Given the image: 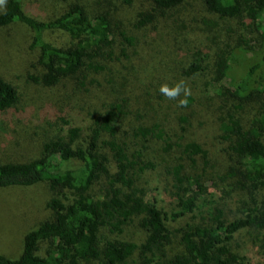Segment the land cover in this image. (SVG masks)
<instances>
[{
	"label": "trees",
	"instance_id": "obj_1",
	"mask_svg": "<svg viewBox=\"0 0 264 264\" xmlns=\"http://www.w3.org/2000/svg\"><path fill=\"white\" fill-rule=\"evenodd\" d=\"M201 1L200 27L193 41L184 38L189 61L177 65L176 82L190 95L169 99L141 88L148 78L150 86L176 85L157 79L173 71L161 63L165 51L155 38L165 45L177 38L174 12L185 0H141L130 29L122 8L137 0H44L53 15L38 19L29 0H7L0 26L31 31L39 72L29 81L57 101L42 109L48 130L35 156L0 163V189L47 184L53 216L24 235L16 258L0 255V264H250L243 232L254 264H264V0ZM146 29L139 33L157 45L160 60L133 83L119 57L136 46L132 34ZM193 105L215 115L218 137L228 143L222 170L186 135ZM25 106L17 87L0 78V118L23 117ZM159 191L168 194L169 211ZM130 225L141 231L139 243L118 239Z\"/></svg>",
	"mask_w": 264,
	"mask_h": 264
},
{
	"label": "rangeland",
	"instance_id": "obj_2",
	"mask_svg": "<svg viewBox=\"0 0 264 264\" xmlns=\"http://www.w3.org/2000/svg\"><path fill=\"white\" fill-rule=\"evenodd\" d=\"M146 1V0H144ZM7 0H0V13L4 10ZM44 0H29L28 6L30 11L35 15L34 18L51 17L46 7ZM144 7L141 6V0H137L133 6L129 8H122L125 15V25L130 29L135 24V16L141 12ZM203 4L201 0H185V3L179 10L176 11L175 18H179L180 25L175 27L174 33L177 38L165 45L162 40L155 38V41L165 51L161 63L167 60L170 63L171 70L167 71V78L157 77L158 80H163L164 83H175L180 77L178 75L181 66L178 64L186 63L189 59H185L186 52L191 47L188 41H193V31L200 27L199 22L204 17L202 12ZM147 31L140 30L134 32L132 35L137 37V44L134 48H126L125 52L127 58L119 57L121 64L128 68L123 71L122 75H128L133 83L144 79L148 75L147 70H151L152 65L158 62L160 58H156L154 51L155 43L149 38L143 39L147 33H139ZM139 33V34H137ZM137 34V35H136ZM32 33L24 25L15 23L9 26H0V78L11 82L17 87L23 101L25 102V113L23 117L15 118L14 115H6L0 118V163H21L26 162L35 156V150L40 141H42L48 130L43 124L42 109L45 105L52 103L56 105L57 99L49 94L48 90L41 89L33 85L29 81V77L36 75L39 71L36 65L37 54L30 48ZM48 39L54 43L63 44L65 41L56 34H48ZM119 50H117V54ZM121 67V65L118 64ZM184 66V65H183ZM162 74L166 72L163 66H160ZM136 70H140L138 78ZM144 71V72H141ZM127 73V74H126ZM101 81V79H99ZM148 78L141 89L146 88L149 92L156 93L164 86L160 82L150 86ZM103 86V82L101 81ZM199 91L202 86H197ZM94 89V88H93ZM54 93H56L53 90ZM65 92V89H62ZM212 90H210L211 94ZM201 97L200 95H198ZM206 96H211L206 94ZM205 96V97H206ZM202 98V99H205ZM51 105V104H50ZM190 111L194 114L190 121L193 128L186 131V135L197 140L209 151V156L212 166H217L222 170L227 167L226 162L230 160V152L228 151V143L224 142L216 130L212 112L206 106L193 105ZM20 119V120H19ZM155 180V178H153ZM242 196H248V193L240 192ZM51 191L48 185L40 183L32 187H12L7 189H0V255L7 258H16L22 249V242L24 235L37 227L42 222L52 218V212L47 208V202L50 199ZM160 203V206L167 211L171 209V200L167 193L159 191L154 194ZM212 195L216 199H220V193L216 189L212 191ZM242 196L240 197L242 199ZM239 199V198H238ZM238 203V202H237ZM235 200L231 201L229 205L238 207ZM190 219V218H185ZM142 238V233L136 225H130L124 230V233L118 238L119 240L132 241L139 243ZM242 249L246 261L254 264V251L248 239L247 232L242 233ZM42 255L48 250L47 244H42Z\"/></svg>",
	"mask_w": 264,
	"mask_h": 264
},
{
	"label": "clouds",
	"instance_id": "obj_3",
	"mask_svg": "<svg viewBox=\"0 0 264 264\" xmlns=\"http://www.w3.org/2000/svg\"><path fill=\"white\" fill-rule=\"evenodd\" d=\"M160 92L169 99H176L181 94V92H183L184 96L190 95V90L185 86L183 81L176 84L172 88H169L167 85H164L160 88ZM179 106L186 107L187 100L186 99L180 100Z\"/></svg>",
	"mask_w": 264,
	"mask_h": 264
}]
</instances>
